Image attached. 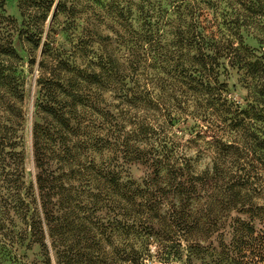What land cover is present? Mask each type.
Returning a JSON list of instances; mask_svg holds the SVG:
<instances>
[{
	"label": "trees",
	"instance_id": "16d2710c",
	"mask_svg": "<svg viewBox=\"0 0 264 264\" xmlns=\"http://www.w3.org/2000/svg\"><path fill=\"white\" fill-rule=\"evenodd\" d=\"M53 2L21 0L19 8L26 20L14 31L28 55V67L36 71L33 114L41 123L32 125L31 141L37 224L40 234L46 231L56 264H175L183 257L185 264L192 260L264 264V0L254 6L260 52L245 45L239 34L226 36L219 29L203 27L196 0H139L133 12L110 3L112 13L94 18L91 28L81 32L73 28L67 48L58 40L52 21L45 30ZM65 11L74 16L76 6L71 2L66 9V2L59 0L52 20ZM5 22L0 85L7 93L20 87L18 97L23 103L22 72L18 71L23 57L13 46L14 21L5 18ZM105 29L126 56L102 53L110 40L103 34ZM146 61L178 84L180 116L194 101L198 125L194 141L187 143L194 142L196 150L209 158L210 165L203 170H195L187 145L173 141V133L163 127L158 131L138 119L135 128L127 130L129 107L141 105L124 89L131 80L127 71L137 76ZM227 68L242 75L246 107L227 96V84L220 81ZM111 84L117 93L122 92L124 108L101 107L103 92ZM12 111L8 104L7 112ZM171 111L163 114L169 126L178 117ZM17 115L23 122L22 109H17ZM152 136L163 142H148ZM104 151L112 157L96 160ZM125 163L148 165L153 180L123 181L119 170ZM161 173L209 187L216 192L218 211L228 215L207 214L200 224L182 220V226H175L178 231L155 228L165 221L162 192L154 183ZM104 187L115 200L102 193ZM89 198L91 214L85 215ZM109 206L117 211L112 219L102 222L94 217ZM231 213L236 216L225 225L222 219ZM192 231L200 233L203 241L184 239ZM212 238L216 244L209 241Z\"/></svg>",
	"mask_w": 264,
	"mask_h": 264
},
{
	"label": "rangeland",
	"instance_id": "374dc122",
	"mask_svg": "<svg viewBox=\"0 0 264 264\" xmlns=\"http://www.w3.org/2000/svg\"><path fill=\"white\" fill-rule=\"evenodd\" d=\"M59 0H54L50 12L48 14L45 30L51 24L57 34L58 40L67 46L71 31L81 32L82 28H91L93 19L101 17L109 12V4H117L125 7L131 12L134 11V4L139 0H63L66 2V9L76 6V15L72 16L67 11L58 12L56 18L53 14L56 10V4ZM21 0H0V41L6 30L5 18L14 21L12 24L13 31L11 38L13 46L20 56L23 57L21 66L18 71L22 73L24 102L19 101L20 87H16V91L7 93L5 87L0 85V264H56L55 252L50 247V241L45 233L40 234L38 231V196L35 186V166L32 155L31 128L34 123H41V120L33 114L34 97L37 91L35 86L36 71L31 72L28 67V55L21 45L18 35L14 30H18L20 24L26 20L21 15L19 3ZM196 8L198 12L201 10L200 21L202 26L208 30H220L226 36L231 34H239L245 45L251 49L260 52L261 45L257 40L258 30L255 23L258 21L256 13L257 0H196ZM112 11L109 12L111 14ZM76 18V19H75ZM118 28V27H116ZM103 29V28H102ZM167 28H165L166 30ZM104 35L110 37L109 44L105 48L99 49V52L105 54L119 52V55H125L123 50L115 42L114 35L105 29ZM94 46V50L98 51ZM115 51V52H114ZM131 80L125 82V90L137 103L139 108L129 107L130 113L126 115V128L128 131L133 130L134 121L142 120L143 124H147L159 131L163 127V131L168 134L173 133V141H181L187 145L188 155L193 158V165L197 172L203 170L210 165V160L205 154H200L196 149L194 142L187 143V140L194 141L197 118L193 116L194 101H189L188 111L186 115L180 116L181 111L177 108L179 99L178 84H174L170 77L155 69L153 64L146 61L142 64L139 74L132 75V71L128 70ZM220 81L227 84V96L238 103L242 107L247 105V90L242 82V75L232 68H227L220 77ZM18 82V81H17ZM111 84L108 89L103 92L104 103L101 107L107 106L109 110L124 108L121 104L119 96L122 92H116ZM172 89V90H171ZM138 98V99H137ZM146 101V103H144ZM148 102H153L148 105ZM8 104L13 106L12 114L7 112ZM23 110L24 121H20L17 115V109ZM172 108L177 120L173 126H169L164 117L166 110ZM118 110V109H117ZM125 115V113H124ZM167 130V131H166ZM203 134V133H202ZM208 135V132H205ZM205 134H203L205 136ZM148 142H163L152 136ZM100 158L96 156V160L101 161L106 156L112 157V153L103 152ZM114 163V162H113ZM111 163V169L113 168ZM121 176L123 181L131 180L138 184L145 180L154 178L152 169L141 163L123 164ZM162 178H156L154 183L162 192V208L161 212L165 215V221L162 225H155V228L179 230L182 226V220L190 222L197 220L203 223L207 214L228 215L226 212L220 213L216 205V192L207 186L194 182L188 178H169L161 173ZM153 180V179H152ZM178 184V185H177ZM182 192V194H181ZM214 192V193H213ZM102 193H106L115 200V196L111 194L107 187L102 188ZM103 195V194H102ZM89 204L86 205L85 215L91 214L92 201L89 198ZM109 207H102L100 211L94 213V217L103 219H112L113 214L117 211L109 210ZM235 213H231L222 222L227 225L230 218L235 217ZM96 219H93L95 221ZM194 223V221H193ZM171 229V230H173ZM168 235L173 233L167 230ZM176 234H178L176 232ZM184 239L202 242L203 236L194 231L184 234ZM182 237V235H181ZM112 241H115L114 237ZM213 244L214 238L209 240ZM47 247L46 253L44 246ZM157 250L156 244L152 246V252ZM185 257L182 261L175 264H185ZM147 264H173L152 261ZM190 264H202L199 260H192Z\"/></svg>",
	"mask_w": 264,
	"mask_h": 264
}]
</instances>
